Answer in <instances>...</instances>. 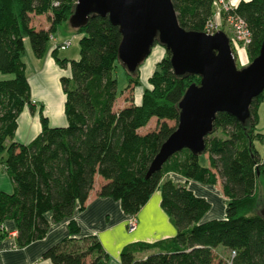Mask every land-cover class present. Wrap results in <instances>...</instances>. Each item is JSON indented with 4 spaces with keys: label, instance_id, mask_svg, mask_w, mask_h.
<instances>
[{
    "label": "trees",
    "instance_id": "1",
    "mask_svg": "<svg viewBox=\"0 0 264 264\" xmlns=\"http://www.w3.org/2000/svg\"><path fill=\"white\" fill-rule=\"evenodd\" d=\"M171 1L186 30L203 31L214 11L213 0ZM75 2L0 0V74L11 75L0 77V166L12 183L10 193L0 190V224L15 222V248L42 239L51 223L68 219V235L44 250L42 259L51 264H107L109 255L96 235L80 236L72 218L101 180L97 195L118 201L127 215H136L159 189L161 208L176 229L169 238L126 244L119 253L121 264H264V220L258 209L260 202L264 206V157L253 146L264 89L252 99L245 124L226 112L216 114L204 140L206 166L199 155L184 148L147 175L161 144L176 128L177 105L185 89L200 78L176 76L165 49L141 102L130 98L115 108L117 81L112 72L121 32L107 15H95L76 28L82 34L78 59L60 58L57 47L51 51L61 68H70V76L60 79L67 124L50 126L40 108V132L28 143L14 141L23 108L34 112L22 58L24 40L34 56H44L57 27L69 26ZM233 13L250 33L245 46L250 61L264 35V0H239ZM35 16H45L48 28L32 26ZM126 75L127 89L140 84L138 70ZM152 121L155 125L149 128ZM171 173L203 184L220 182L224 218L202 221L209 201L173 181ZM5 234L1 226L0 239ZM219 248L228 251L227 259L217 255Z\"/></svg>",
    "mask_w": 264,
    "mask_h": 264
},
{
    "label": "water",
    "instance_id": "2",
    "mask_svg": "<svg viewBox=\"0 0 264 264\" xmlns=\"http://www.w3.org/2000/svg\"><path fill=\"white\" fill-rule=\"evenodd\" d=\"M95 15H107L119 27L117 59L129 74H136L156 43L169 52L176 76L200 78L185 89L177 105L176 128L161 144L147 175L184 148L202 154L217 113L246 123L252 99L264 89V35L256 56L238 68L226 33L184 29L171 0H76L68 24L76 29ZM259 214L264 220V209Z\"/></svg>",
    "mask_w": 264,
    "mask_h": 264
},
{
    "label": "crops",
    "instance_id": "3",
    "mask_svg": "<svg viewBox=\"0 0 264 264\" xmlns=\"http://www.w3.org/2000/svg\"><path fill=\"white\" fill-rule=\"evenodd\" d=\"M41 17L45 16H35L31 22L32 26L36 28H48L49 23L46 17L45 24L36 26L35 21L41 19ZM59 27L53 33L55 36L54 39L48 41L47 51L42 57L34 56L30 46L27 45L28 41L26 39L24 40V54L25 57L27 56V60L23 59V61L34 112H31L25 106L19 115L14 136V141L18 143H28L40 132V108H42V113L47 118L50 126H65L67 124L64 113L65 95L61 87L60 79L62 76H70V68L69 65L66 68H61L52 57L51 51L54 49V43H61L67 40L68 37L65 34H68L71 28L66 24L63 30ZM76 32L79 41L82 34L78 31ZM71 35L76 36L73 32ZM63 50H66V48ZM58 51L59 49L57 50V55L59 56ZM74 57H67L65 55L63 58L70 60ZM135 100V103L139 104L141 102V95ZM259 105L260 103L257 106V111ZM153 126L150 127L149 124V128ZM204 157L206 159L204 166H206L207 156L204 154ZM4 176L5 174L0 172L1 180L4 179ZM169 177L173 181L189 188L195 195L209 201L210 209L203 216L202 221L224 218L226 200L222 194L220 182L216 185L203 184L196 180H186L173 173L169 174ZM100 182L101 180H97L85 207L81 210H75L72 218L79 226L80 236L96 235L104 250L109 255L107 264H121L119 253L126 244L134 242L152 243L175 235V226L167 213L161 208V194L159 189H156L151 194L145 205L137 212L135 215L137 219L136 226L133 230H129L127 228L129 215L122 211L119 202L111 197L97 195ZM4 184L7 183L4 182ZM10 187V189L0 187V190L10 193L12 186L10 185ZM68 221V219H65L59 223H51L50 229L45 237L18 248H15V222L10 219L3 221L0 224V228L3 226L8 234H5L0 239V264H51L50 261L43 260L41 255L49 246L68 235Z\"/></svg>",
    "mask_w": 264,
    "mask_h": 264
},
{
    "label": "rangeland",
    "instance_id": "4",
    "mask_svg": "<svg viewBox=\"0 0 264 264\" xmlns=\"http://www.w3.org/2000/svg\"><path fill=\"white\" fill-rule=\"evenodd\" d=\"M34 21H35V19H34ZM35 22H36L37 27L42 25V24H45V17H41V19H37ZM65 24L66 23H64L62 25V27L60 25L62 30L65 28L64 27ZM74 29L75 28H73V30H72V28H71L70 29L71 31H69L68 34H65V36L68 37L67 40H69L71 42V44L66 47V50L58 48L59 49V51H58L59 57L63 58L65 55H67V57L75 56L73 59H77L79 57V54H78L79 53L78 34L76 32L77 30L76 29L74 30ZM218 30L224 31L227 36L229 35V27H228V24L226 23V20H222V24H221L220 28H218ZM72 32L74 34H76V36H72L71 35ZM52 36L55 37L54 34ZM27 45H29L28 42H27ZM232 50H233V48H232ZM236 52H234V53L232 52V54L234 56L235 65L238 68L246 65L249 62V60L246 56L245 50L241 51L240 49L236 48ZM27 55H28V51H27ZM165 55H166V53H165V49L163 48V46H161L159 44L154 45L153 48L151 49V53L140 64V66L138 68V79H139L140 84L137 85L136 87L130 86V88L128 87V89L126 88L127 83H128L126 70H125L124 66L120 62L117 61L116 67L113 69V72H112L113 77L117 81V99H116L115 104H114L115 108L126 104L127 100L130 98H132L133 101L135 102L136 101L135 99L140 97V95L142 96V92H143L144 88H150V85L148 83V79L153 74V72L158 69V64ZM22 58L24 60L25 59L27 60V56L25 57V54H23ZM29 70H30V68H29ZM0 77L9 78V77H11V75L10 74H0ZM123 90H124V92L121 94V92ZM173 123H174L173 121H170L169 124L172 125ZM154 124H155L154 121H152L150 123V126H153ZM255 132L259 135L257 137H255L253 140L254 149L258 152L260 157H264V99L260 102V105L258 107L257 124L255 126ZM216 134L220 135V131H217ZM2 155H3V157H6V152H3ZM199 161L202 165L206 164V159H205L203 154L199 155ZM0 172L2 174H5V176H6V177L4 176L3 177L4 179H2V180L0 179V187H3V188L5 187V188L10 189L11 188L10 185L12 186V183L9 180L6 173H4L2 171L1 166H0ZM4 182H6L8 185L4 184ZM258 200L260 202V190L258 191ZM261 208L263 209L264 206L260 202L258 209H261ZM213 217H217V216H213ZM217 255L222 256L223 258L227 259L228 251L226 249L219 248L217 250Z\"/></svg>",
    "mask_w": 264,
    "mask_h": 264
},
{
    "label": "built area",
    "instance_id": "5",
    "mask_svg": "<svg viewBox=\"0 0 264 264\" xmlns=\"http://www.w3.org/2000/svg\"><path fill=\"white\" fill-rule=\"evenodd\" d=\"M238 1L239 0H213L214 11L211 19L207 21L203 30V32L207 34H213L218 30V28H220L222 20H226L229 27V43L234 52H236V48L244 51L245 46L250 40V33L245 22L233 13V9ZM51 39H54V37L51 36L50 40ZM70 44L71 42L69 40H65L60 44L58 42L54 43V47L65 49ZM136 222V216L129 215L127 219V228L129 230H133L136 226Z\"/></svg>",
    "mask_w": 264,
    "mask_h": 264
}]
</instances>
